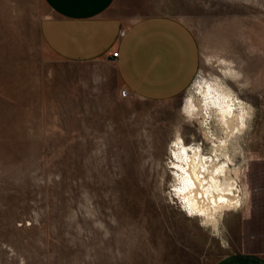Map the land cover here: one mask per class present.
Masks as SVG:
<instances>
[{
  "label": "rangeland",
  "instance_id": "1",
  "mask_svg": "<svg viewBox=\"0 0 264 264\" xmlns=\"http://www.w3.org/2000/svg\"><path fill=\"white\" fill-rule=\"evenodd\" d=\"M114 12L126 26L171 16L192 30L201 64L185 93L122 99L114 62L67 61L45 44L44 0H0V264L264 254V0H116ZM223 57L249 78L236 90L255 115L245 143L250 195L217 233L187 214L167 164L185 99Z\"/></svg>",
  "mask_w": 264,
  "mask_h": 264
},
{
  "label": "crops",
  "instance_id": "2",
  "mask_svg": "<svg viewBox=\"0 0 264 264\" xmlns=\"http://www.w3.org/2000/svg\"><path fill=\"white\" fill-rule=\"evenodd\" d=\"M44 2L47 14L41 33L49 49L67 61L114 62L122 88L138 98H176L188 90L199 72L200 45L182 20L146 16L126 26L114 12L116 0ZM115 51L119 55L112 58ZM214 264H264V254L236 253Z\"/></svg>",
  "mask_w": 264,
  "mask_h": 264
},
{
  "label": "bare ground",
  "instance_id": "3",
  "mask_svg": "<svg viewBox=\"0 0 264 264\" xmlns=\"http://www.w3.org/2000/svg\"><path fill=\"white\" fill-rule=\"evenodd\" d=\"M219 61L220 72L199 78L185 99L167 164L187 214L217 233L226 213L240 209L250 195L245 143L255 115L254 105L236 90L249 78L239 80L233 59Z\"/></svg>",
  "mask_w": 264,
  "mask_h": 264
},
{
  "label": "built area",
  "instance_id": "4",
  "mask_svg": "<svg viewBox=\"0 0 264 264\" xmlns=\"http://www.w3.org/2000/svg\"><path fill=\"white\" fill-rule=\"evenodd\" d=\"M124 32H125V30L123 29L122 32H121V34H124ZM118 55H119V53L117 51H115L112 54V58H116V57H118ZM119 95H120V97L122 99H127V98H129L131 96V92L127 88H122L120 90V94Z\"/></svg>",
  "mask_w": 264,
  "mask_h": 264
}]
</instances>
